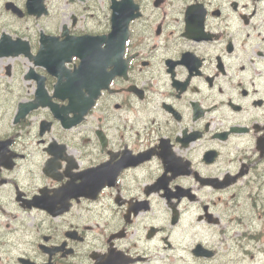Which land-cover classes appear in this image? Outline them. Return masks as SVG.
I'll return each mask as SVG.
<instances>
[{"label": "flooded vegetation", "instance_id": "1", "mask_svg": "<svg viewBox=\"0 0 264 264\" xmlns=\"http://www.w3.org/2000/svg\"><path fill=\"white\" fill-rule=\"evenodd\" d=\"M132 1L0 0V264L249 261L264 0Z\"/></svg>", "mask_w": 264, "mask_h": 264}]
</instances>
